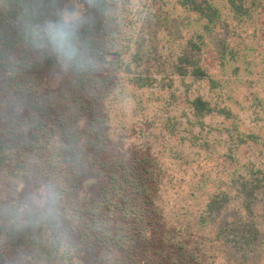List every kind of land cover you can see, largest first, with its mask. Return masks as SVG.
Returning <instances> with one entry per match:
<instances>
[{
  "label": "rangeland",
  "instance_id": "rangeland-1",
  "mask_svg": "<svg viewBox=\"0 0 264 264\" xmlns=\"http://www.w3.org/2000/svg\"><path fill=\"white\" fill-rule=\"evenodd\" d=\"M107 6L42 0L44 19L80 12L99 67L77 73L27 47L18 0H0V206L54 185L70 238L65 252L51 227L0 215V264H264V0ZM88 105L85 171L64 135ZM105 175L122 215L104 210Z\"/></svg>",
  "mask_w": 264,
  "mask_h": 264
},
{
  "label": "clouds",
  "instance_id": "clouds-1",
  "mask_svg": "<svg viewBox=\"0 0 264 264\" xmlns=\"http://www.w3.org/2000/svg\"><path fill=\"white\" fill-rule=\"evenodd\" d=\"M52 4L54 0H47ZM111 0H88L91 8L101 15H110L107 5ZM18 21L20 34L27 47L36 52L48 53L61 68L77 73L95 71L99 65L81 39V16L75 8H64L53 19L41 17L42 0H18ZM61 194L54 185L45 184L29 191L23 200L0 206V215L24 226L37 228L51 227L56 232L53 243L62 251H69V237L60 231L62 227Z\"/></svg>",
  "mask_w": 264,
  "mask_h": 264
},
{
  "label": "trees",
  "instance_id": "trees-1",
  "mask_svg": "<svg viewBox=\"0 0 264 264\" xmlns=\"http://www.w3.org/2000/svg\"><path fill=\"white\" fill-rule=\"evenodd\" d=\"M105 28H106V25H105ZM92 43H93V41H92ZM80 92L84 95V90H81ZM86 92H88V91H86ZM100 106L102 107V105H100ZM92 107H94V106L93 105L85 106L86 109L83 111L82 114H79L78 116H75V117L73 115L71 116L72 119L70 120V122H72V125H73V127L71 128L72 131H69V134L64 135V138L67 140V143H69V149L67 150V154H68L67 156L70 159L69 163L67 164L68 167H70V165H71V168H74L76 165H79V163H81V164L83 163L82 165H84L87 168L86 169L84 167L85 171H90L92 169L97 168L98 164L95 163V160H96L95 155H93V157L91 159V153H90V151L88 152V149L90 146L84 150L78 149L79 147L80 148L86 147L88 142H92V139H91L93 137L92 132L95 133V135H96L97 134L96 132L98 131V130L94 131L93 130V126H94L93 122H91L90 120H87V117H89V115L91 113L90 111L92 110L91 109ZM99 115H100L101 119L105 118V115L101 110L99 112ZM81 124H82V126L80 127V130L82 131V135L78 136L77 134H80L79 125H81ZM97 139H100L99 141L102 142V137H98ZM25 153H29V155L34 154V152H31V151L30 152L25 151ZM87 155H88V157H87ZM36 157H37V155H36ZM87 164H89V165H87ZM121 166H122V164H121ZM82 170H84V169H82ZM104 177L106 178L105 180L110 184V185L106 186V189H105L106 195H104V198L102 199L103 205H104V210L114 208V206H115L114 210L116 213H119V214L124 213L126 206L124 207L123 205H120V204H124V199L117 195L116 187H117L118 182H117L116 177H112L111 175H109L108 177H107V175H105ZM108 186H109V188H108ZM136 186H138V185H136ZM136 189L142 190L141 186H140V188L139 187H137V188L133 187L132 188L133 191L134 190L136 191ZM144 207H145L144 205H140L138 203V205L136 207H132L131 212L145 214L146 208H144ZM143 214H140V215H143ZM105 242H106V244H107V242H110V243L114 242L115 243V245H113L114 247H122V245L125 244L122 240H119V239L106 240Z\"/></svg>",
  "mask_w": 264,
  "mask_h": 264
}]
</instances>
